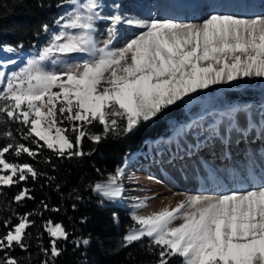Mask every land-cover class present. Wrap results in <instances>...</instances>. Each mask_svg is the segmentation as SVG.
Segmentation results:
<instances>
[{
    "label": "snow or ice",
    "instance_id": "6c2138e0",
    "mask_svg": "<svg viewBox=\"0 0 264 264\" xmlns=\"http://www.w3.org/2000/svg\"><path fill=\"white\" fill-rule=\"evenodd\" d=\"M66 2L72 7L57 19L58 31L50 32L49 25H42V31L50 33L45 46L18 70H3L14 60L0 62V115L24 125L22 139L38 149L46 147L60 157H81L86 136L98 143L110 133L128 134L212 85L264 77V13L244 16L213 10L199 22L162 16L124 20L115 15L110 17L109 38L97 46L93 37L94 21L99 18L97 0ZM122 22L139 31L115 47L116 27ZM22 47L0 50L12 53ZM72 54L88 58L71 63L62 59ZM93 121L103 126V136L87 131ZM65 122L68 127L63 126ZM3 135L13 137L11 131ZM10 152L17 158L38 155L22 142L0 147V188L40 175L30 163L7 159ZM124 171L118 167L92 186L102 202L122 198ZM29 191L21 189L14 200L31 199ZM147 200L137 198L132 203L133 225L121 246L149 238L147 251L157 256L150 264H170L173 257H180L182 264H264V172L223 193L185 194L174 206L142 214ZM36 214L20 215L14 224L4 222L0 264H20L10 253L17 247L27 250L24 241ZM45 231L51 238L50 250L41 251L54 260L61 254L58 241L67 240L68 233L51 220Z\"/></svg>",
    "mask_w": 264,
    "mask_h": 264
},
{
    "label": "trees",
    "instance_id": "16d2710c",
    "mask_svg": "<svg viewBox=\"0 0 264 264\" xmlns=\"http://www.w3.org/2000/svg\"><path fill=\"white\" fill-rule=\"evenodd\" d=\"M65 2L66 0H0V49L4 45L15 48L20 44L23 47L16 51L18 53L32 49L45 33L42 25L47 24L50 28L55 23L58 9ZM262 90L251 87L220 93L207 89V92L213 101L212 106L221 110L236 102L262 103ZM181 118V107L170 106L151 122H142L131 133H110L98 143L84 137L82 151L85 155L68 158L60 157L46 147L38 149L30 141L23 140L22 134L26 130L24 125L8 121L0 115V147L9 142H22L38 152L36 158L27 154L17 158L10 152L6 154L7 159L30 163L40 173L35 180L29 176L18 185L0 188V235L6 231L5 221L14 224L18 222L20 215L37 213L31 217L35 223L27 229L29 235L24 241L28 245L27 250L17 247L10 254L20 264H43L44 261H48V264H150L155 261L157 256L147 251L149 239L121 246L122 236L133 225V221H130L122 209L96 198L92 186L113 174L121 166L126 154L144 151L145 140L169 135ZM63 126L68 127V123L65 122ZM5 131H11L13 137H5ZM87 131L90 134L104 135L103 126L98 121L89 124ZM68 135L74 137L71 131ZM23 188L30 190L32 198H25L18 203L14 197ZM44 204L48 205L47 209ZM49 220L53 224L61 223L68 233L67 240L58 241L61 254L54 260H49V256L41 251V248L50 250L51 238L45 231V224ZM85 239L89 240L87 245L83 244ZM175 260L171 259L170 264H178V260L177 263Z\"/></svg>",
    "mask_w": 264,
    "mask_h": 264
},
{
    "label": "bare ground",
    "instance_id": "6f19581e",
    "mask_svg": "<svg viewBox=\"0 0 264 264\" xmlns=\"http://www.w3.org/2000/svg\"><path fill=\"white\" fill-rule=\"evenodd\" d=\"M165 1L166 0H102V6H99L97 9L100 20L95 35L96 39H98L97 41L102 43L106 39L105 33H107L111 27L110 17L115 15H120L124 20H146L152 16H162L176 17L179 20L187 22H199L200 19L204 18L207 13L213 10L227 13L235 12L244 16H252L254 14L264 13V10H260L259 8V6L262 4L264 5V0H176L175 2L177 4L175 5V8L171 10L169 9L170 11L168 10V12L164 13L160 9ZM199 8V13H197L196 10ZM239 8L241 10H239ZM179 9L184 10L185 13H179L176 16L172 15L173 13L171 12H175V10ZM138 31L139 29H137L135 26L129 25L127 23L122 22L121 24L117 25L114 39L115 42L118 43L114 46H121L128 37L133 36ZM3 59L5 62L6 57H3ZM16 64L17 62L15 65ZM253 78L254 77H250L248 83H251ZM238 81H240V79L236 80L234 85H240ZM222 86L224 87V85H221L220 87ZM196 95L201 98H205L206 96L204 90L199 91L196 93ZM187 100H184L181 103L186 105ZM239 110L231 111L230 113L233 115H239ZM219 119H221V121ZM218 121H220V123L223 122L222 125L225 124L224 127L221 125L217 129L218 136L221 138V140H206L204 143L206 145L204 146L203 144V149H198V151L203 150L205 152H209L211 154L210 160L207 159V161H205V157L202 155L198 156V158L193 156L194 158L192 161L194 162L191 161V164H189L187 162L188 160L185 159L176 167H173L172 165L168 167L165 166L167 165L165 163L169 162L170 158L164 156V168L161 170V172L158 169L156 171H149L151 175L155 176V179L148 178L144 180L143 178H145V176L143 174L134 173L135 177H133V181L131 182L136 188H131V191L135 190L140 192V194L135 196L137 198H148V206L140 210L142 214L159 210L161 207L167 204L174 206L178 200L184 198L185 194L216 195L223 193L238 185L241 180H246L252 176L258 178L261 172H264V124L260 126L258 123H256V121L255 123L252 122L256 126L253 131H244V135H246L248 138H239L241 141H243V143H245V145L242 147L238 144L240 143V140L237 138L236 132H228L225 130L226 127L229 128V125L227 126L226 118L224 116L221 118L219 117ZM257 126L259 128H257ZM226 136L229 139H225ZM177 140H179V142H176ZM168 142L171 145H164V147H160L159 151L164 150L165 153L171 150L173 154L174 151L175 153H178L179 150H183L187 154H191L192 151L196 152L197 150L196 143H200V145L202 144L201 141H195V138H191V133H188L186 126L175 130L171 137L169 136ZM181 147L186 149L184 150ZM240 150L243 152L240 153ZM253 150L261 152L260 156H262L261 159H263V161H261L262 165H257V162H254L253 167L257 166L254 171L251 169V166L246 165L250 159V151L252 152ZM242 153L243 155H246V157H244ZM226 154L229 156V158L227 157L226 164L220 165L219 163H210L211 160H215L214 156L218 157V161L223 162V156ZM238 154L242 155V161H239L241 159ZM128 159L127 162L123 163V169L125 171L128 170L132 160L135 161V158H131V162ZM137 160L136 167L143 164L146 165L145 163H148L147 160L143 163H140L139 159ZM196 161L204 162V166L208 172H204L199 167L195 169V166H197L195 163ZM240 162L244 163L240 164ZM179 166L183 167L182 172L177 169ZM162 171L165 174H163ZM201 187L205 189L204 193L200 191V189H202ZM174 193L177 195L173 196ZM96 195H98V193H96ZM127 199L128 198H126V196L122 195V198L112 202L123 209H127V207L130 206L127 202ZM177 223H179V221H177Z\"/></svg>",
    "mask_w": 264,
    "mask_h": 264
},
{
    "label": "rangeland",
    "instance_id": "374dc122",
    "mask_svg": "<svg viewBox=\"0 0 264 264\" xmlns=\"http://www.w3.org/2000/svg\"><path fill=\"white\" fill-rule=\"evenodd\" d=\"M101 1L102 0H97L99 6H102ZM80 2H84V0H80ZM71 7L72 6L70 4H68V3L62 4V6L58 10L55 23L49 28L50 32H56V31L59 30L58 25L56 24L57 19L60 16H63L66 11H70ZM259 8H260V10H264V5L262 4L261 6H259ZM99 21H100L99 18L94 21L93 37H94V40L97 43V46H102L103 42L109 38V33L108 32L105 33L106 39L102 43H99V41H97L98 39H96L95 35H96V31H97V28H98L99 23H100ZM49 35H50V33H44V35L39 40V42L36 45H34L32 47V49H30V50H23L20 53H15V52L8 53L6 51H1L0 52V54H1L0 55V62H4L3 57H6L5 62H7L8 60H14V61L17 62L16 65L15 64L9 65V67L7 69H3V70H5L7 72H10V71H13V70H18L19 67L23 66V64L26 62V60L28 58H30L31 56L35 55L38 52L39 48H41V47H43V46H45L47 44L48 39H49ZM117 43L118 42H115V39H113V46L116 45ZM87 58L88 57H87L86 54H72V55H70L68 57H64L62 59H65L66 61L71 63V62H81V61H83L84 59H87ZM48 67H51V65L49 64ZM248 80H249L248 77L240 79V81H238V83L240 85H238V86H237V84L234 85V82H236V80H235V81H232V83L230 82V83H227V84L212 85L208 89H212L215 92L220 93V92H224V91H236V90L238 91V90H241V89H244V88L253 87V88H261V89H263L262 90V95H264V77H254L253 80H251V83H248L249 82ZM221 85H224V87L223 86L220 87ZM0 88H2V86H0ZM206 91H207V89H204V92L206 94L205 98L199 97L198 95H196V93L191 95L192 98L202 99L204 101V103H206V107H205V110H206L205 112L206 113H205V115L202 118H200L198 121H196V122H191V121L189 122L186 118L182 119L181 122L179 123L180 127L177 128V129H181L182 127L186 126L188 133H191V138H195V141H201V143H202L201 145H200V143H196V146H197L196 152L192 151L191 154H189V153L187 154L183 150H179L178 153H175V151H174V153L172 154L171 150H169V151H167L165 153H164V150H160L159 151L160 147H164V145H171L168 142V139H169V137H168V138H165V139H161L160 138V139H156V140H150V141H148L147 148H146V150L144 152H132V153H129L127 158H125L124 163L127 162V159L129 158V156H130V158L128 160H130V162H131V158H135V161L132 160V162L130 163L128 170L124 171V176H123V178L121 180V183H122L123 189H124L122 195H124V196H126V198H128L127 202L130 205L124 211L126 212V214H127L128 218L130 219V221H131L130 212L132 211L131 205L137 199V197H135V196L140 194L139 191H135V190L131 191V188H136L134 186V184L131 182V181H133V177H135L134 173L143 174L145 176V178H143L144 180L148 179L149 177H152V179H155V176L151 175L149 173V171H156L158 169L161 172V170L164 168V163H163V161L165 160L164 156H167L168 158H170L169 162L165 163V164H167L165 166H168V167H170L171 165L173 167H176L181 162H183L185 159H187L188 160L187 162L189 164H191L192 159L194 157L198 158V156H200V155L205 157V161H207V159L210 160L211 159V157H210L211 154L209 152H205L203 150L198 151V149H203V144L205 143L206 140H213V139L214 140H218V139L221 140V138L218 136V130L217 129H218L219 126H221L223 124V122L220 123L221 119H219L220 121H218L219 117L221 118V117L224 116L226 118L227 126L229 125V128L225 126L226 127L225 130H227L228 132L235 131L238 139L239 138H248L246 135H244V131H253V129L256 126L252 122L255 123V121H256V123H258L260 126L264 124V103L263 102L262 103L237 102L236 104H234L231 107L219 110V109L216 108L215 105H214L215 107L212 106L213 101L209 98L208 93ZM187 99H189V97H186L185 101ZM182 105L183 104L181 102H178L177 104L172 105V107H174V106L177 107V106H182ZM207 110H210V111L207 112ZM235 110H239L238 111V112H240L239 115L238 114L237 115L231 114L230 116L227 115L231 111H235ZM149 122H151V121H149ZM224 125H222V126L224 127ZM257 128H259V127L257 126ZM256 137H258V136H256ZM225 139H229V138H227V136H226ZM176 142H179V140H177ZM238 144L240 146H242V147L245 145V143H243V141H241V140H240V143H238ZM205 145L206 144H204V146ZM181 148L184 149V150L186 149L184 147H181ZM253 151L252 152L250 151V154H249L250 155L249 156L250 159H249V162H248L249 164L246 163V165L251 166V169H253V171H254L256 169V167H257V166L253 167L254 162H257L256 163L257 165H262L261 161H263V159L260 160L261 152H257L256 150H253ZM217 152H219V151H217ZM241 152H243V151L240 150V153ZM227 155L228 154L223 156L224 157L223 158V162L218 161L217 160L218 157L214 156L215 160H213V161L211 160L210 163L211 162L213 164L214 163L215 164L219 163L220 165L226 164L227 157L229 158V156H227ZM242 155H243V153H242ZM242 155L238 154L240 159H241ZM243 156L246 157V155H243ZM136 158L139 159L140 163H143L146 160H147L148 163H145L146 165L143 164L141 166H137L136 167V164H137V161H138ZM209 160H208V162H209ZM239 161H242V159L239 160ZM192 162H194V161H192ZM195 163L197 164V166H195V169L199 167L204 172H206V173L208 172V170H206V167L204 166V162L196 161ZM242 163H244V162H240V164H242ZM123 167H124V164L120 168H123ZM182 168H183L182 166H179V168H177V169L180 172H182ZM162 173H163V171H162ZM163 174H165V173H163ZM131 184H133V185H131ZM200 191H202V193H204L205 189L202 188V189H200ZM98 196H100V195L98 194ZM105 202H107L109 205H112L114 207L117 206L112 201L105 200ZM126 234H127V232H126ZM142 239H149V238L145 237V238H142ZM172 259H174V260L176 259V260H178V264H182V261H181L180 257H173ZM176 263H177V261H176Z\"/></svg>",
    "mask_w": 264,
    "mask_h": 264
},
{
    "label": "water",
    "instance_id": "95a60500",
    "mask_svg": "<svg viewBox=\"0 0 264 264\" xmlns=\"http://www.w3.org/2000/svg\"><path fill=\"white\" fill-rule=\"evenodd\" d=\"M205 103L202 99L189 97L186 105L182 106V111L188 120L195 121L202 117L205 112Z\"/></svg>",
    "mask_w": 264,
    "mask_h": 264
}]
</instances>
